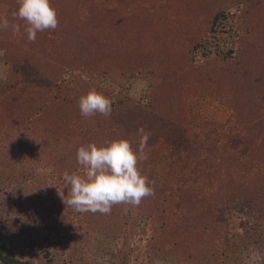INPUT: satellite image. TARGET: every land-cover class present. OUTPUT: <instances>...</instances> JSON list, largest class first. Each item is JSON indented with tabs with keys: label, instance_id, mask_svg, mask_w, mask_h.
I'll list each match as a JSON object with an SVG mask.
<instances>
[{
	"label": "trees",
	"instance_id": "obj_1",
	"mask_svg": "<svg viewBox=\"0 0 264 264\" xmlns=\"http://www.w3.org/2000/svg\"><path fill=\"white\" fill-rule=\"evenodd\" d=\"M92 1L95 9H98L97 6L101 8L98 12L95 10L92 17L84 19L89 9L88 4ZM139 1L137 13L129 2L125 6L127 12L122 13L124 11L121 6L125 2L123 0H50V5L57 10L58 26L55 30L38 32L35 42H30L27 38L26 22L12 15L18 10V0H0V19L7 18L9 25L20 26L19 32H14L9 27L7 30L12 32L10 36L0 35V49L5 50V54L0 57L9 63L7 79L0 82V184L2 187H10L16 183L33 184L34 189L50 193V196H55L54 191L68 192L63 173L84 174V169L76 160L79 147L90 143H95L98 147L107 146L120 139L129 141L131 132L141 128L144 132L152 130V133L156 132L155 139L154 136L149 139L152 143L162 137L171 146L176 145L182 153V162H179L171 152L168 167L161 174L159 188L166 191V194L156 193L154 190V195L142 199L139 206L115 204L109 214L77 212L63 203L58 194L56 200L49 199V205L34 204L33 212L25 209L24 214H27L25 224L30 225L37 218L50 220L51 216L43 215L48 216L54 210H57V219L62 216V211L73 210L71 212L76 215L83 242L93 232L110 238L132 239L145 233L149 225L151 237L148 248L150 253L159 255L170 245L176 248L175 241L188 239L186 229L189 226L186 220H196L197 211L204 213L206 220L215 225L211 230L217 231L212 233L215 234L214 239H217L223 212L229 209L245 210L249 215L261 211L264 216V195L259 194V190L262 194L264 192V182L262 176L258 175L260 171L264 174V156L259 154V150H263L264 135L254 136L258 141L254 142L256 148L249 147L240 153L232 149L230 160L216 159L214 156L221 154L219 149L209 150L207 154L211 159L201 154L195 159L187 156V148L201 144L203 136L196 134L197 143L194 139L187 138L186 144L180 147L176 143V125H162L159 116L162 115L161 107L175 104L176 96L173 91L179 85H185L184 78L181 77L180 81L183 83H178L179 75L174 71L179 59H175L174 52L171 51L176 48L177 41L188 39L187 36L195 31H203L204 35L216 32L224 24V11L225 7L228 9L227 6L238 7L241 4L249 8L247 2H251L252 6L263 3L260 0H210L214 8H209L207 0H182L177 3L179 16L171 19L167 17L171 15L165 9H161L163 12L158 11L160 0ZM68 4L71 5L70 10ZM110 5L118 11H114L118 19H113V11L108 16L105 12L108 10H102V7ZM104 15L106 20L103 19ZM99 18L104 25L97 26ZM111 21L116 23L115 27H107ZM241 30L245 33L248 31L245 27ZM97 32H101L104 37L100 41L101 47L105 48L102 49L104 54H107L104 62L90 57L93 53L91 49L88 51L90 59L82 57L85 55L82 51H86L84 49L88 43H94L90 38ZM252 37L242 36L238 42L239 53L235 57V67L239 71L251 69L250 58L258 56V47H253ZM201 46L200 41H195L191 48L200 50L203 48ZM246 50L252 54L246 55ZM223 60L235 70L234 64L230 63L231 50L226 51L222 59H211L202 67L215 70ZM107 61L116 70L142 71L146 74L149 71V75L152 74L149 67L151 69L155 65L153 75L156 73L154 79L160 85L152 86L148 104L142 105L139 101L113 97L99 84L106 71L100 65ZM246 74L248 73L243 74L244 80L248 78L253 82L254 78ZM239 80L230 78L229 84H239ZM93 88L112 100L109 117L100 114L88 118L81 116L79 98ZM230 88L233 89V86ZM187 131L185 126L178 129L183 134ZM145 150L148 147L144 152ZM224 163L228 164L226 170L222 168ZM149 165L148 159L140 161L138 168L142 175L147 174ZM233 166L236 170H233ZM237 167L241 170L246 168V171H238ZM248 169L250 178L244 174ZM255 178H258L256 180L261 185H257ZM52 180L57 182L55 185L60 184L61 189L59 186L56 190L48 183ZM176 190L183 197H179L180 201L189 200L187 203L193 206L190 209L193 213L191 218L184 216L180 222L173 220L168 214L170 201L175 198ZM0 204V218H8L22 209L10 201ZM49 208L52 209L48 211ZM15 226L16 223L10 221L0 222V264H30L28 260L17 259L15 256L17 251L23 254L26 246L20 244L22 249H18L13 239H7L6 233L12 232ZM193 245L197 248L201 245L204 250L201 258L193 264H220V257L216 254L219 245L214 252L213 247L207 243L198 241ZM189 248L186 247L187 250ZM210 252L211 256L208 255Z\"/></svg>",
	"mask_w": 264,
	"mask_h": 264
},
{
	"label": "rangeland",
	"instance_id": "obj_2",
	"mask_svg": "<svg viewBox=\"0 0 264 264\" xmlns=\"http://www.w3.org/2000/svg\"><path fill=\"white\" fill-rule=\"evenodd\" d=\"M147 1L152 2V0ZM179 1L182 0L157 1L158 11L165 9L167 14L171 15L167 16L168 18H176L179 16L177 15L179 13L177 8ZM123 2L121 7L124 12L122 13L127 12L125 9L127 2L136 9V13L138 12L139 0H123ZM206 2L209 8H214L213 2L210 0ZM260 2L263 4L257 6H252L251 2H247L249 8L241 4L238 7L227 6L228 9L225 7L224 24L216 32H209L204 35L203 31H195L192 35L187 36L188 39L177 41L176 48L171 51L174 52L175 59H179L174 69L175 73L179 75L178 83H183L180 81L181 77L184 78L185 83L183 84L185 85H179L177 90L173 91V95L176 96L175 104L170 103L161 107L162 115L159 114V116H161L162 125H176L174 128L177 131L176 143L180 147L186 144L188 139H194L196 142L197 135L203 136L201 144L188 146L187 156L189 157L196 159V156L201 154L211 159L207 154L209 150L219 149L221 154L214 157L228 160L229 157H232V149L240 153L249 147L256 148L254 142L258 141L254 136L256 134L264 135V0H260ZM93 3L94 1L89 2V9L84 19L88 16L92 17L95 14L94 11L98 12V9L101 8V6H97L98 9H95ZM135 4L136 6H134ZM70 6V4L67 5L69 10ZM102 10H108L105 11L108 16L113 11V19L119 18L116 15L118 11L114 10L112 5L102 7ZM161 12L163 11L161 10ZM164 17L166 18V14ZM103 19L106 20V15ZM204 19L205 15L203 21ZM98 20L100 21H97V26L104 25L100 18ZM117 21L121 23L120 20ZM109 25L107 27L113 25L115 27L116 23L111 21ZM239 27L241 29L245 27L248 30L247 33ZM0 31L1 36L12 34L11 30L0 29ZM251 35L253 37L255 35L254 38L252 37L253 47H258V56L255 55L254 58H250L251 69L247 68L245 72L239 71L235 67V57L239 53L238 42L240 37H251ZM90 39L94 43H88L84 49L86 51H82L85 53L82 57L90 59L88 51L91 49L93 53L90 57L95 58L96 61H106L107 54H104L105 48L101 47L100 42L104 40L103 34L101 32L94 33ZM195 41H200L203 48L200 50L192 49V44ZM228 50L232 51L230 63L234 64L235 70L230 67V64H225L224 60V62L219 63L215 70L202 67L211 59H222ZM206 53L207 55H205ZM245 54L250 56L252 53L246 50ZM100 66L106 71L99 80V84L106 88L113 97L139 101L142 105H146L149 102L148 96L152 86L157 84L159 87L160 85V82H156L154 79L156 75V73L153 75L155 65H152L151 69L149 67V70L152 71L151 75H149V71L146 74L141 69L142 74L131 70H116L110 61ZM8 67V61L0 57V82L6 81ZM206 70H208L207 73H205ZM245 73L256 80L258 79V81L253 79L252 82L248 78L244 80ZM229 77L240 79L239 84H231L233 89L230 88ZM233 82L235 83V80ZM164 89L167 90V86H164ZM184 126L188 130L187 133L178 132L179 127L184 128ZM148 131L145 133L149 134V139L153 136L155 139L156 132L153 134L152 130ZM149 139L147 141L148 150H145L144 153L147 155L150 165L145 176L148 177L151 182L150 186L154 188L156 193L166 194V191L159 188L161 174L168 167L171 152L176 157V161L179 160V162H182V157H180L182 153L176 145L171 146L165 138L160 137L154 143ZM140 140L141 135L138 131L131 132L129 141L133 150L139 148ZM259 152L260 155L264 156V144L263 150H259ZM222 155L223 157H220ZM200 161L203 162L204 160H198V162ZM139 164L140 162L138 166ZM222 168L223 170L228 169V164L224 163ZM245 169L241 170L237 167L238 171H246ZM233 170H236L234 166ZM244 174L250 178L249 169ZM258 175L262 176L264 182L263 172L260 171ZM48 183H51L54 189H59L60 184L55 185L54 183L57 182L54 180L48 181ZM257 185L261 184L257 181ZM33 186V184L19 185L16 183L10 187H2L0 184V203L10 201L22 208L21 211L10 215L8 218L3 216L0 218V222L16 223L12 232L6 233L7 239H13L18 249L19 247L22 249L20 244L26 246L23 254L17 251L15 256L17 259L28 260L30 264H193L194 261L201 258L202 251H204L201 245L198 248L193 245L198 241L211 245L214 249L213 252L219 245L216 254L220 257V264H264V216L261 211L250 215L245 210L229 209L225 213L223 212L221 227L218 230L220 239H218V235L217 239H214L215 234L212 233L217 231L211 230L215 228V225L206 220L204 213L196 210L197 219L186 220L189 226V229H186L188 239L175 241L176 248L170 245L164 249L163 253L155 255L150 253L148 248L151 237L149 225L145 233H141L132 239L110 238L93 232L83 242L76 215L71 212L73 210L62 211L63 214L59 219L55 218L57 210H54L48 216L43 215V217L51 216L50 220L48 218L47 220L35 218L36 220L30 225L25 224L27 219V214H24L25 209L28 212H33L34 204L44 203L47 206L49 199L56 200V195L59 194V191H54L55 196H50V193L42 192L37 188L34 189ZM169 191L172 190L169 189ZM63 194L65 197L68 194L70 198V192L65 190ZM259 194L260 196L264 195V192L262 194V191L259 190ZM174 195L176 199H171L168 214L178 222L184 216L191 218L193 213L190 209L193 206L187 203L189 200L187 202L180 201L179 197L182 196L178 190L175 191ZM51 209L49 208L48 211ZM193 223L195 224L193 225ZM186 247L190 248L187 250ZM208 255L211 256L212 252Z\"/></svg>",
	"mask_w": 264,
	"mask_h": 264
},
{
	"label": "clouds",
	"instance_id": "obj_3",
	"mask_svg": "<svg viewBox=\"0 0 264 264\" xmlns=\"http://www.w3.org/2000/svg\"><path fill=\"white\" fill-rule=\"evenodd\" d=\"M19 7L12 15L26 22L27 38L35 42L38 32L55 30L58 26L57 10L50 5V0H18ZM11 27L20 31L18 24L9 25L7 18L0 19V29ZM5 50L0 49V56ZM112 100L95 88L81 96L78 106L81 116L88 118L96 114L104 117L111 115ZM141 135L139 148L133 150L126 139L110 142L98 147L95 143L77 149V163L84 169L83 175L63 173L65 187L70 198L59 193L63 203L77 212H99L109 214L115 204L125 203L139 206L142 199L154 195V188L148 177L141 174L138 163L147 160L144 153L149 134L138 129Z\"/></svg>",
	"mask_w": 264,
	"mask_h": 264
}]
</instances>
